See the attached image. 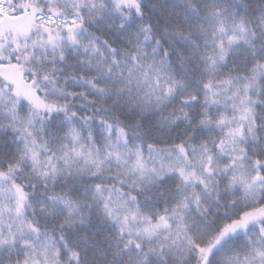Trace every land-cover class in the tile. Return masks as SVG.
<instances>
[{
  "label": "snow or ice",
  "instance_id": "1",
  "mask_svg": "<svg viewBox=\"0 0 264 264\" xmlns=\"http://www.w3.org/2000/svg\"><path fill=\"white\" fill-rule=\"evenodd\" d=\"M0 264H264V0H0Z\"/></svg>",
  "mask_w": 264,
  "mask_h": 264
}]
</instances>
